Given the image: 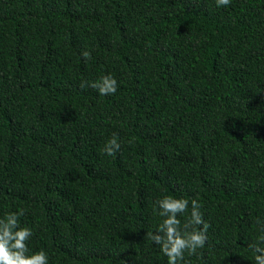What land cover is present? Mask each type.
I'll use <instances>...</instances> for the list:
<instances>
[{
    "label": "trees",
    "instance_id": "16d2710c",
    "mask_svg": "<svg viewBox=\"0 0 264 264\" xmlns=\"http://www.w3.org/2000/svg\"><path fill=\"white\" fill-rule=\"evenodd\" d=\"M164 196L189 201L181 228L192 199L210 225L180 264H255L264 0H0V218L24 210L29 254L168 264L147 236Z\"/></svg>",
    "mask_w": 264,
    "mask_h": 264
},
{
    "label": "clouds",
    "instance_id": "9594fccd",
    "mask_svg": "<svg viewBox=\"0 0 264 264\" xmlns=\"http://www.w3.org/2000/svg\"><path fill=\"white\" fill-rule=\"evenodd\" d=\"M231 0H216V5L228 6ZM82 56L91 59V53L84 51ZM82 87L86 86L82 82ZM90 86L97 89L102 96L113 95L117 92L118 83L111 74L103 76L99 82H92ZM121 144L116 134L106 142L104 151L112 156L118 151ZM158 205V215L163 218L155 234L149 232L147 236L160 251L167 257L168 264H180L184 259V253L195 254L197 249L203 248L208 239L207 230L210 227L203 220L200 212L201 205L196 199L191 200L190 219L181 228V221L178 219L188 211L189 201L183 198L164 196L156 201ZM24 215V210L7 213L0 218V264H49L48 253L41 249L31 253L28 241L33 235L32 230L20 225L19 218ZM260 223V221H258ZM202 225L199 230L195 226ZM262 235L258 237V242L249 245L257 255L255 264H264V228Z\"/></svg>",
    "mask_w": 264,
    "mask_h": 264
}]
</instances>
